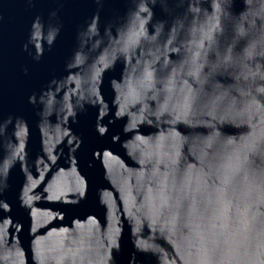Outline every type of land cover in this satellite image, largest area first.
Wrapping results in <instances>:
<instances>
[{"label": "water", "instance_id": "1", "mask_svg": "<svg viewBox=\"0 0 264 264\" xmlns=\"http://www.w3.org/2000/svg\"><path fill=\"white\" fill-rule=\"evenodd\" d=\"M0 264H264V0H0Z\"/></svg>", "mask_w": 264, "mask_h": 264}]
</instances>
